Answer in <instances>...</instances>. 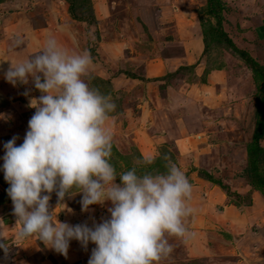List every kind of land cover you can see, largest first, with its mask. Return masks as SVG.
<instances>
[{"label": "clouds", "instance_id": "1", "mask_svg": "<svg viewBox=\"0 0 264 264\" xmlns=\"http://www.w3.org/2000/svg\"><path fill=\"white\" fill-rule=\"evenodd\" d=\"M92 63L88 50L70 51L49 36L38 53L11 62L5 72L13 86L28 84L31 77L41 93L30 102L36 111L23 143L17 146L18 137L13 136L4 144L2 170L20 226L17 237L35 236L64 256L70 241L85 249L91 242L96 247L88 264H159L173 251L169 237L194 235L185 226L193 212L188 204L192 185L167 155L162 157L163 172L140 171L155 163V157H146L117 174L110 162L112 134L107 127L116 104L89 86ZM53 192L57 207H65L66 195L82 193L83 212L111 202L110 218L92 227L60 222V211L50 206ZM0 240L7 238L0 233ZM0 248L7 255L9 244L0 242Z\"/></svg>", "mask_w": 264, "mask_h": 264}, {"label": "rangeland", "instance_id": "2", "mask_svg": "<svg viewBox=\"0 0 264 264\" xmlns=\"http://www.w3.org/2000/svg\"><path fill=\"white\" fill-rule=\"evenodd\" d=\"M4 1L10 2L7 11L9 13H15L16 18H13L11 23H14L16 19L18 20L21 18L22 12L27 13L29 10L34 11L33 13L35 15L38 14L39 16H44L43 14H45V11L42 12L38 9L37 6L39 1L37 0H23V2H20L21 0ZM48 1L51 2V0ZM54 1L55 0H52V2ZM109 1V6H111V8L108 12L111 16H116L120 20L127 21V11L130 8L131 10L128 11L129 15L137 19L132 24L128 23L127 25L120 26L122 29L119 31L122 33L120 38H100L98 27L89 23H85V25L80 24L79 22L75 23L78 31L77 36L81 37L76 38V51L83 52L84 50H88L90 52L93 61L92 68L106 67L109 72H111V68L118 64L120 67L127 69L133 68L136 72L143 71L148 59L158 53L157 51H160V54L163 55L164 52L161 51V47H163L166 40L173 38L171 33L166 35L160 27H167L170 25L177 29L186 24L188 28H191L192 24H196L200 26L202 30L205 29L204 31L208 33H210V26L219 30L218 34L215 33V37H213V34H210L211 37L206 35L207 43L204 54L207 57L206 62L208 69H224L229 75V81L231 83L236 82L240 85L242 89L241 95L244 94L247 97L245 103L246 110L247 107L250 108V115L247 119L248 121L238 122L239 126L236 127L234 133L231 129L228 131L229 134L233 133L232 140L233 143L236 142L235 147H242V149L246 148V146L251 143L252 133L256 122L255 101H257V97L264 95V89H260L259 85L255 86L253 74L247 61V58L251 56L260 66L264 67V44L257 41L253 28L247 23V20H249L252 15H258L259 12L260 14H264V0H221L223 2V9L220 11L219 20L215 18V14L212 16L209 14L207 15V0ZM89 2L92 8V0H89ZM22 4H24L23 7ZM53 5H56L57 7L56 12H68L69 5L64 0L54 2ZM53 5L51 6L53 7ZM74 5L75 9H79L76 11L78 14L82 6L86 7L89 4H83L82 0H76ZM47 9L48 11L46 12H48V14H50L49 12H54L50 10L51 8L49 7H47ZM94 14L95 11H93V16ZM69 18L71 17L68 16L66 21H63L65 25H68ZM29 20L30 17L28 18V21ZM163 20L164 24L160 25V22ZM43 21L46 23L47 17H44ZM32 26L34 27L35 25L32 24ZM48 29H50V32L56 31L55 26H49ZM221 31L226 33L228 39L238 50H242L250 56L244 59L235 54L233 48L227 46L225 42L226 38L222 37L220 34ZM85 35L87 38H85ZM20 39L17 38V40ZM45 39L47 40V38H43V41L46 42ZM30 42H34V40L31 38ZM24 45L25 43H21V47ZM38 50H40L39 47ZM113 53L119 55L120 59L117 64L114 58H109ZM100 56H103L104 58L101 59ZM153 58L155 59L157 57ZM121 72L123 71L119 70L118 73ZM185 73L188 75L191 72L186 71ZM189 75L192 77V73ZM96 77L97 76L90 75V79H88L87 82L90 87L97 88L102 94H104L103 90L107 89V86H104V83H102V85L97 83L96 79H94ZM258 83H261L260 79L257 80V84ZM24 87L26 93L22 98L21 96L24 93ZM33 87L34 82L32 81V78L29 77L28 84H17L12 87V90L9 93H6L9 101L16 104L15 106L9 105L8 102L3 104L0 103V119H2L3 124L8 123L4 125L5 127L0 124V233L7 238V241L0 240V242H6L9 244L7 255L5 254L4 249L0 248V264H66L65 259L58 255L60 253H57L53 249L52 251L49 250L47 246L35 243V237L23 240L17 237V232L20 226L16 224V217L13 215V204L12 202H9L11 199L9 197L7 198L9 200L3 201L1 198L3 195H8L7 189L9 187V184L4 179V172L2 170L3 156L5 154L4 144L7 142L8 134H10L12 130H15V132H22L24 139L28 130V121L34 114L31 112L36 111L35 108L29 106L31 102L29 99L30 97H33V99L38 98L41 95L37 89L34 90L37 94L31 93ZM117 95L119 97L118 105L116 103L117 100L112 99L116 104V109L110 114L115 120H118L124 112L127 113L125 106L128 103L126 100L123 101V94L119 93ZM3 117H5L7 121L6 119H3ZM130 120L131 117L128 114L124 124L122 123L123 129H125V127L131 129V124H129ZM232 125L233 124L225 123L223 126L219 125V128L221 126V130H228V127H231ZM128 134L131 135L129 132ZM229 138L231 137L229 136ZM222 141H225V147H227L230 139L225 138L224 140H221V142ZM20 142L21 143H17V146L22 144L23 140L20 139ZM112 142L114 149H112L110 162L115 167L117 174L129 170V168L131 169L136 160L146 158L145 155L142 153L140 154L134 147H129L130 140L127 138L123 139V142H121L115 134L114 141L112 140ZM259 144L260 146H264V140L260 141ZM223 147L224 146H220L221 152H223ZM226 149L228 150V148ZM221 152L219 153L217 151V157L222 156ZM164 155H167L175 164L176 162H179V160L181 161V167H178L183 169L186 176L188 175L187 178L192 187L196 186L198 183L204 188V184L207 183V190L211 188L212 192L213 188L219 190V194H222L223 196V202L216 203L214 205L216 208H214L213 211L215 209H225V207L227 208L231 206H235L234 208L237 209V211L233 210L232 213L229 214L230 217H233V219L236 220L234 223L231 221L230 217H220L217 219L218 216L215 215L216 217L214 221L208 224L211 227V235H208V231L210 230L204 228L202 225L203 223L201 224V227L200 225H197L194 220L191 224H188L190 221L188 216L185 219V226L188 231L194 235L188 239L183 238V241L178 237H169V243L172 245L173 251L167 258L162 259L159 264H242L240 260L238 261L235 255H239L238 251H240L241 255L249 257L251 252L249 253L247 250H241L239 247H233L231 245H226L227 248H225L222 242H217L218 240L215 235L217 232L224 234L225 230H231L234 234L242 237L248 231L247 229H244L246 226L248 229L256 230V223L253 225H249L248 223H246V226L243 225L244 222H247L245 219L247 218L246 216H251L250 212L245 213L244 210L252 206L251 195L254 191H257L250 186L248 178H245L243 173L247 165V159L244 160L242 164L236 163L235 171L230 170V167L226 166L227 169L221 172L218 169H214L215 167L206 166L209 163L203 165L200 164L206 169L194 167L197 159L195 154L184 155L186 157L185 161H183L178 157L175 151H171L166 147H161V150H159L158 153L151 155V157L156 158L155 163L151 166L140 169V171H165L164 161L162 159ZM228 159H231V157ZM204 174L211 175L215 181L220 182L221 186L214 185L205 179ZM116 183H120L119 177H117ZM246 193L247 195L242 196ZM259 194L261 193L259 192ZM81 199L82 193L73 192L72 195H66L64 198L65 201H62V203L67 206L57 207L55 212L60 211L57 215V219L60 222H66L70 225H73L74 222L77 221L80 223H87L89 227H92L94 222L100 223L103 219L110 218V213L107 209L112 206L111 202H106L103 206L98 204L91 205L90 208L92 209L89 208V211L83 212L81 210ZM54 201L56 203L58 201L55 192L51 194L50 205ZM51 209L54 210L52 207ZM74 211L75 213H79L77 217L73 216ZM69 219L70 221L68 222ZM192 228H196V230L201 232L202 236L199 237L200 239L197 237V231H192ZM239 228L240 230H238ZM213 236L215 237L213 238ZM245 238L246 236L243 239ZM77 247H81V250L77 251ZM95 247V244L89 242L85 249L79 241H70L69 248L74 249L73 255L80 259L72 264H88L92 249ZM188 247L192 249L197 247L198 252L196 255L190 254L187 250ZM258 252L259 251H254V253Z\"/></svg>", "mask_w": 264, "mask_h": 264}, {"label": "crops", "instance_id": "3", "mask_svg": "<svg viewBox=\"0 0 264 264\" xmlns=\"http://www.w3.org/2000/svg\"><path fill=\"white\" fill-rule=\"evenodd\" d=\"M37 1H39L38 9L42 12L45 11L44 16L35 15L34 11L29 10L27 13L22 12V17L11 23L13 18L16 17L15 13L7 11L10 2L0 0L1 104L8 102L9 105H16L11 103L6 95L13 87L5 79V72L10 67L11 62H19L38 53L45 44L43 38L54 36L60 44L62 43L61 45L64 48L70 51H76V38H81L77 36L78 31L75 23L78 21L69 18L68 25H65L63 21L68 18V12H56L57 7L53 3L62 0H55L54 2L51 0L52 3L48 0ZM20 2H23V0ZM109 4V0H92L96 26L100 38H120L122 35L119 32L122 30L120 26L128 23L132 24L137 18L129 15L130 8L127 11V21L111 16L108 12L111 8ZM23 6L24 4H22ZM47 7L54 12L48 14L46 12L48 11ZM29 17L30 20L28 21ZM44 17H47L46 23L43 21ZM79 23L85 25L84 22ZM247 23L252 26L257 41L264 44V14L259 12L258 15L250 16ZM32 24L35 26L33 27ZM162 24H164V20L160 22V25ZM49 26H55L56 31L50 32ZM160 28L166 35L171 33L173 36L170 35L173 38L166 40L163 47H161V51L164 52L163 55L160 54V51H157L158 53L153 56L157 58L151 57L148 59L147 66H144L143 71L136 72L133 68L120 67L117 64L120 59L117 53H113L109 57L114 58L117 64V67L111 68V72L106 67L92 68V65L90 67V75L97 76L94 79L99 80L98 82L101 85L104 83V86H107V89L103 90L104 94L108 91L105 95L117 100L118 105L119 97L117 94L121 93L124 95L122 97L123 101L128 102L125 106L127 113L124 112L125 114L123 113L118 120L112 118L107 122L112 140L114 141L115 134L121 142L127 138L130 140L129 147H134L146 157H151V155L158 153L161 147H166L171 151H175L183 161L186 157L184 155L195 154L197 156L196 163L195 165L191 163L194 167L206 169L200 164L209 163L206 166L215 167L214 169L221 172L227 169L226 166L230 167V170H234L236 163L242 164L247 159L246 148L235 147L236 142L233 143L232 140L233 133L236 127L239 126L238 122L248 121L250 115V108L247 107L246 110V95H241L240 85L229 81V75L224 69H208L207 57L204 54L203 30L200 26L192 24V27L188 28L184 24L177 29L170 25ZM17 38H21L22 43H25L23 47H21V44L17 46L16 43H13L16 42ZM31 38L34 42H30ZM85 38H87L86 35ZM38 47L40 50H38ZM100 58L104 57L100 56ZM119 70L123 72L118 73ZM185 70L191 72L192 77L189 75L191 73L187 75ZM17 84L22 83L17 82ZM34 90L33 87L31 93L35 94ZM23 91L22 98L26 93L25 87ZM32 99L33 97H30L29 100ZM128 114L131 117L129 123L131 129L126 127L123 129ZM3 119L6 118L3 117ZM225 123L234 126L228 127V130H221V126ZM0 124L5 127L4 125L8 123L3 124L2 119H0ZM219 125H221L220 128ZM230 129L233 131L232 134L228 132ZM8 135L7 141L12 139L13 136L18 137L16 143H21L20 139L23 140L22 132L12 130ZM225 138L230 139L227 147H225V141L221 142ZM220 146H224L223 152H221ZM217 151L221 152L222 156L217 157ZM229 157L231 159H228ZM176 165L181 167V161L176 162ZM206 186L207 183L204 184V188L197 183L196 186L192 187V196L188 204L193 212L189 215L190 221L188 224H191L194 220L200 227L203 225L204 228L210 230L211 227L208 224L214 221L215 215L218 216L217 219L220 217L229 218V214L233 210L237 211V209L234 208L235 206H231L213 211L216 208L214 206L216 203L223 202V196L219 194V190L213 188L212 192V188L207 190ZM247 193L242 196L247 195ZM54 202L50 205L53 209L57 207V203ZM251 202L252 206L244 210L245 213L250 212L251 216H246L247 222H244L243 225L256 223V230L248 229L246 226L244 229L248 231L242 237L234 234L231 230H225L224 234L217 232L215 236L217 242H222L225 248H227L226 245H231L251 252L249 257H244L238 251L239 255L235 256L242 264H264V195L254 191L251 195ZM77 215L79 213L74 211L73 216L77 217ZM230 219L233 223L236 221L233 217H230ZM77 224L84 223L75 221L73 226ZM195 230L196 228H192V231ZM196 231L198 238L202 236L199 230ZM208 233V235H211V230ZM245 236L246 238L243 239ZM35 238V243L44 245L37 237ZM181 240L183 241V238ZM197 247L195 249L188 247L187 250L190 254L196 255L198 252ZM48 249L52 251L51 248L48 247ZM73 250L69 248L67 256L58 255L65 259L66 264H72L80 260L73 255ZM76 250H81V247H77ZM254 251L259 252L254 253Z\"/></svg>", "mask_w": 264, "mask_h": 264}, {"label": "trees", "instance_id": "4", "mask_svg": "<svg viewBox=\"0 0 264 264\" xmlns=\"http://www.w3.org/2000/svg\"><path fill=\"white\" fill-rule=\"evenodd\" d=\"M66 3H68V14L69 16L78 22H84L89 23L91 25L96 26V20L93 16V10L91 8L89 0H82L83 4L86 3L88 6L80 8V11L78 14L76 13L77 10L75 9V2L76 0H64ZM223 2L221 0H207L206 4V11L207 15L209 14L212 16L215 14V18L217 20L220 19V11L223 9ZM97 27V26H96ZM205 30V29H204ZM203 30V43L206 50V35L208 37H211L210 34H213V37L216 36L215 33H219V30L214 29L210 26L209 31L210 33ZM223 38H226L225 42L227 46L233 48V52L237 55H239L241 58H246L250 56L248 53L238 50L233 43L228 39L225 32H220ZM251 57V56H250ZM247 58V61L250 66V70L253 74V80L255 83V86L259 85L260 89H264V67L260 66L255 59H252V57ZM260 79L261 83L257 84V80ZM99 80H96L97 83ZM108 92V91H107ZM105 92V94L107 93ZM104 94V95H105ZM255 127L252 133L251 143H249L246 146V157H247V165L244 170V176L245 178H248V182L251 187H253L255 190L259 191L261 194H264V147L260 146V141L264 140V95H261V97H257V101H255ZM112 149L114 147L112 146ZM114 151V150H113ZM127 159V158H126ZM130 170V168H129ZM203 173V171H202ZM205 179L213 183L214 185L221 186L219 181H215L211 175L204 174ZM6 188V187H5ZM1 198L4 200H9L8 195H3ZM11 203L12 201L9 200Z\"/></svg>", "mask_w": 264, "mask_h": 264}]
</instances>
